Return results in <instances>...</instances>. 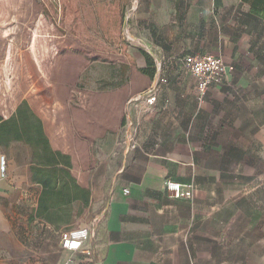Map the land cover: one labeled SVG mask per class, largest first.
Returning <instances> with one entry per match:
<instances>
[{
    "label": "crops",
    "instance_id": "1",
    "mask_svg": "<svg viewBox=\"0 0 264 264\" xmlns=\"http://www.w3.org/2000/svg\"><path fill=\"white\" fill-rule=\"evenodd\" d=\"M124 5L141 49L126 58L123 85L91 95L86 110L37 113L51 148L70 157L72 176L90 191L89 205L65 225L32 216L40 188L29 184L20 145L0 182V264H63L70 254L60 233L92 234L82 224L90 214L100 225L85 243L91 261L78 256L80 264H237L221 258L235 254L221 241L234 240L238 221L223 212L239 188L264 185V20L240 0ZM189 54L221 57L226 81L199 101L194 79L171 68L148 106L160 61ZM167 182L195 192L175 199Z\"/></svg>",
    "mask_w": 264,
    "mask_h": 264
},
{
    "label": "rangeland",
    "instance_id": "2",
    "mask_svg": "<svg viewBox=\"0 0 264 264\" xmlns=\"http://www.w3.org/2000/svg\"><path fill=\"white\" fill-rule=\"evenodd\" d=\"M125 2L0 0V117L9 118L22 101L36 115L55 109L63 115L72 109L86 110L91 95L122 86L126 58L141 49L130 38L134 33L126 30L131 11L127 12ZM22 151L16 145L0 154L9 162L19 159ZM260 183L239 188L235 207L224 209V217L237 214L238 221L234 240L221 241L235 254L222 255L223 260L264 264V185L258 187ZM94 219L91 214L82 219L92 238L100 225Z\"/></svg>",
    "mask_w": 264,
    "mask_h": 264
},
{
    "label": "trees",
    "instance_id": "3",
    "mask_svg": "<svg viewBox=\"0 0 264 264\" xmlns=\"http://www.w3.org/2000/svg\"><path fill=\"white\" fill-rule=\"evenodd\" d=\"M240 1L251 15L264 20V0ZM14 145L27 149L28 181L40 188L32 216L55 226L68 224L74 209L79 216L89 205L90 191L77 184L70 157L51 148L41 120L25 101L9 118L0 117V150L8 151Z\"/></svg>",
    "mask_w": 264,
    "mask_h": 264
},
{
    "label": "built area",
    "instance_id": "4",
    "mask_svg": "<svg viewBox=\"0 0 264 264\" xmlns=\"http://www.w3.org/2000/svg\"><path fill=\"white\" fill-rule=\"evenodd\" d=\"M127 30V28H126ZM171 68H176L180 73L190 75L195 81V90L199 101H202L207 91L211 88L221 86L225 81L231 68L221 57L209 54H189L172 59V63L160 61L157 69V84L151 87L146 95V104L153 106L156 102L155 93L160 86L168 84L167 73ZM8 161L0 154V182L5 181L8 176ZM166 189L175 199L190 198L195 192L193 186H188L185 191L178 183H166ZM128 191L125 190L124 194ZM86 228L66 230L60 233L59 246L61 250L70 254V257L63 264H80L76 257L81 256L91 261L92 253L85 248V243L91 237Z\"/></svg>",
    "mask_w": 264,
    "mask_h": 264
}]
</instances>
